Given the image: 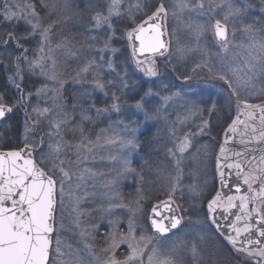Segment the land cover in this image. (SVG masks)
<instances>
[{
	"label": "rangeland",
	"instance_id": "1",
	"mask_svg": "<svg viewBox=\"0 0 264 264\" xmlns=\"http://www.w3.org/2000/svg\"><path fill=\"white\" fill-rule=\"evenodd\" d=\"M145 1L148 0H122L120 15L111 18L112 28L107 24L96 27L93 19V35L101 36L104 43L90 51L89 64L86 62L71 67V63L66 65V62L80 57L85 59V52L80 47L69 50L65 49L64 44L55 41L51 25L46 24L36 8L37 16H27L33 24H39L33 32L24 18V13L31 11L25 5L33 4L29 0H7L12 6L10 11L16 13L11 20L5 19V0H0V20L25 29L22 37L37 40V45L22 50L9 64L5 63L4 71L8 85L14 90L24 80L31 83V91L25 94L21 92L20 101L16 103L24 118L22 141L35 148L37 161L56 181L55 231L50 264H106L113 255L123 262L129 253L128 240L124 238L128 237L130 220L137 238L151 237L147 247L144 246L145 242H140V247L144 248L143 264H148V256L153 248L159 249L162 255H172L177 264H200L202 258L198 246L202 248L203 244L216 254L219 253L220 258L227 262L264 264V256L259 255L260 251L238 250L230 245L215 230L206 212V203L214 192L212 189L214 185L217 187L216 155L220 146L217 148L216 144L214 147L208 142V117L214 100L218 95L229 98L233 118L244 107L243 103L238 105L239 101L264 105V73L260 71L264 64V51L260 48L264 44V27L255 29L258 23L264 21V0H156L153 12L161 2L168 10V52L139 65L130 56L134 68L147 84L146 97L139 101L142 108H137V103L120 104L116 100L109 103L105 99L104 87H96L94 76L87 78V71L83 69L87 67L88 71H94L89 69L106 61V56L111 59L121 50V47L114 48L109 42L112 39L127 40V33L133 27H124L133 25L135 18L145 14ZM110 4L111 0H105L100 13L107 15ZM138 4L140 7H137ZM229 5L232 9L239 8L242 11L238 15L228 16L225 21L224 17L230 11ZM217 20L227 25V50L215 38L213 27ZM249 25L251 31L246 30ZM45 29H48L47 40L42 36ZM106 41L108 47H105ZM208 42H212V50L205 52ZM191 56H196L200 62L195 70L188 72L185 76L187 79H175L171 74L173 80L170 85L160 80L162 71L170 72L167 63L171 58ZM245 61L255 65L253 86L239 88L238 95H234L225 80L219 77L227 75L235 87L236 77L232 75L231 69H243V76L247 72ZM209 62L215 67L214 75L208 73L209 69L212 70L206 64ZM153 65L157 75L149 76L145 70ZM111 68L114 69V65ZM111 68L106 67L105 70ZM212 95L213 99L205 111L200 103ZM70 97L79 100L70 106ZM84 97L86 100L81 99ZM165 97L169 99L165 100ZM146 102L149 105H144ZM113 103L119 106L118 112L112 110ZM45 109L48 111L45 112ZM97 109L108 110L98 114ZM127 110L133 111L135 115L126 121L124 112ZM77 111L85 114L83 120L88 118L94 122L95 128L74 130L69 122ZM154 120L163 121L167 128L161 152L164 162L156 156L150 167L145 166L147 162H142L145 175L135 174L139 184L133 190L130 165L138 160L140 154L139 133ZM56 123H60L59 130L55 127ZM98 125L101 129L103 125L108 127L98 130ZM185 138L188 147L181 153L179 145ZM128 139H134L137 146L133 148L127 145ZM57 146L58 153L54 151ZM61 168L68 173V177L63 176ZM160 189L165 192L164 198L171 195L178 203L185 225L165 236H157L150 230L147 223L149 208L144 207L146 198L155 196ZM131 190L132 193H129ZM259 206L264 212L262 200ZM190 223L194 225L193 228ZM57 238L63 255H57L55 251ZM113 238L119 247L105 251L111 249ZM122 239L124 242L121 243ZM193 246L197 250L195 257Z\"/></svg>",
	"mask_w": 264,
	"mask_h": 264
},
{
	"label": "snow or ice",
	"instance_id": "2",
	"mask_svg": "<svg viewBox=\"0 0 264 264\" xmlns=\"http://www.w3.org/2000/svg\"><path fill=\"white\" fill-rule=\"evenodd\" d=\"M122 3V0H111V4L108 8V14L104 15L103 13L97 12L93 19L95 21L96 27H101L102 25L107 24L109 28H112L111 18L113 15L119 16V8ZM203 7V4L200 5ZM12 6L5 0L3 5V15L5 19L11 20L16 16L15 12L10 11ZM15 7L19 8L20 5ZM27 9H30V13H24V18L28 24L31 25L33 32L39 27V24H33L31 20L27 19V16H37L34 4L25 5ZM137 7H140L138 4ZM230 11L224 17V20L227 21L228 16L238 15L242 9L236 8L232 9L229 5ZM168 14V10L165 8L164 4L161 2L156 10L148 16L147 20L143 23L137 25L129 33L131 38L135 34V39L139 41V49H135L133 55L135 56L138 51L140 54L151 53L155 54L161 52V50L167 51V44L162 39L164 35L162 31L161 19L165 18ZM147 24V27H145ZM215 36L218 38L219 43L221 44L224 50H227L228 40H227V25L221 24L220 20L215 22ZM246 30L251 31V25L246 26ZM48 29H45L42 33L43 39L47 40ZM26 38V37H22ZM8 39H13V34H8ZM7 43L8 41H4ZM105 47H108V42H105ZM262 51H264V44L260 45ZM43 48H41V51ZM116 51L115 49H112ZM162 54V53H161ZM258 59V58H254ZM137 65L141 61H136ZM247 66V72H244V75H241L243 69L234 68L231 69L232 75L236 77V86L233 87V81L228 78L227 75H220V79L225 80L228 84V87L232 90L234 95H238L239 88H249L252 85L253 76L255 75V65L245 61ZM199 66V65H198ZM109 67L112 65L109 63ZM83 71H88V68L85 67ZM146 74L149 76L157 75L155 66L147 68ZM211 71V69H209ZM260 71L264 73V64L261 65ZM249 73H252L251 75ZM187 79V77H185ZM96 87L103 88L104 85L100 81H94ZM19 88V85H17ZM179 93H177L178 95ZM114 99H118L113 94ZM165 100L169 97H165ZM243 103L247 108L259 107L257 105L248 104L246 100L239 101ZM137 108H142V104L138 101L136 104ZM112 110L119 111V106L116 103H113L111 106ZM108 109H97L99 114L101 111H107ZM11 108L5 107L3 104H0V118L4 117L6 112H11ZM48 111L47 109L44 110ZM262 114H264V107L260 108ZM251 115V114H250ZM261 119L264 120V115L261 116ZM236 121H233L235 124ZM55 127L57 130L60 128V123H56ZM27 131V125H26ZM83 131V129H81ZM41 143L43 141L41 140ZM127 145L135 148L136 142L134 139H128L126 141ZM28 151L25 155V150L20 151H9V152H0V264H50V249L52 246L51 234L55 231L54 228V211L56 205L55 199V188L56 181L53 179L52 175H49L48 172L41 168L36 161L32 158V149L25 146ZM51 148L52 146L49 145ZM188 147L187 139L179 145V151L183 153ZM54 151L59 152V146H57ZM61 164L63 161L60 162ZM127 163V161H126ZM55 167V165H54ZM231 167V165H229ZM64 177H68V173L65 172L62 168L60 169ZM223 178V173H221ZM244 183L248 184L249 190L251 191L252 186L249 183L248 178L246 177ZM61 197H63V181H61ZM175 191V188L172 190ZM239 191V188H237ZM219 196V193L217 194ZM261 200L264 201V187L261 188L259 193ZM231 202L237 197H229ZM238 199L241 201L240 208L246 212L247 216H251V212H247V202L250 199L248 196H240ZM255 199V197H252ZM171 200V195L169 196ZM61 199V203H62ZM216 204V200L209 202V210H213V205ZM165 210L172 211L169 202H163ZM231 207H236L235 204H231ZM177 208L180 206L177 205ZM155 217L151 221L152 227L156 232L160 234L168 233L171 229H176L178 225L181 224L183 217L178 215H173L171 217H164L160 211L154 206L152 209ZM257 212L259 219L257 223L264 221V212H261L260 209H254ZM165 219L168 220V223L165 224ZM241 216H237L236 220H241ZM215 224L216 221L213 220ZM219 228V225L217 224ZM233 227L236 231L237 236L240 234V229ZM251 225L245 222V227L243 231L247 232L250 230ZM260 236L264 237V227L258 229ZM128 240L129 253L126 256L123 262L115 259L113 255L111 259L106 261V264H143V253L144 248L140 247V242H145L144 246L147 247V244L151 242V237L145 238L140 236L137 238L133 230V222L129 221V232L128 237L124 238ZM122 239L120 242H124ZM229 241L235 245L236 240L233 237L228 238ZM253 243V241H249ZM259 243V241H255ZM90 247V246H89ZM119 247V243L116 242L113 238L111 249H105V251L114 250ZM239 250V249H238ZM55 251L57 255H63L60 250V240H56ZM196 248L193 246L192 253L193 257L196 256ZM259 255L264 256V250L259 252ZM148 264H177L176 260L172 255H162L160 250L153 248L152 252L148 256Z\"/></svg>",
	"mask_w": 264,
	"mask_h": 264
},
{
	"label": "trees",
	"instance_id": "3",
	"mask_svg": "<svg viewBox=\"0 0 264 264\" xmlns=\"http://www.w3.org/2000/svg\"><path fill=\"white\" fill-rule=\"evenodd\" d=\"M29 1L35 5V8L43 17V20L46 22V24L49 26L51 25V33L55 35V41L64 44L65 49L67 48L70 50L71 48L75 49L76 47H80V49L85 52V59L82 60L80 57V59H75V61L70 60L66 62V65H68L69 62L71 63L69 64L71 67L74 66V64L80 65L81 63L86 62L89 64L88 56L90 51L95 47H101L104 43L103 39L100 38L101 36L98 37L93 35L95 34V30H93L91 26L93 23V16L97 12H101L103 10L102 7L103 3H105V0ZM62 4H64V7ZM155 5L156 0L145 1V14L135 18L133 25H129L124 28L128 29L136 26L140 21L152 14ZM65 8H67V10L63 11ZM262 23H264V21L258 23L255 26V29H257V27L263 28L264 24ZM24 32L25 29L22 30L19 26H13L12 24L2 22L0 20V52H2L0 55L2 60V64H0V101L9 105L12 109L9 115L0 122V149H16L23 145L22 126L24 118L20 107L17 106L16 103L18 104L20 101L21 92L25 94L31 91V83H27L24 80V83L22 82L18 89L14 90L11 88L6 80L4 64H9L12 59L22 50L26 48L30 49L32 46L37 45V40L35 38L22 39V35L25 34ZM9 33L13 34V39L11 40L8 39ZM6 40L8 41L7 43L4 42ZM109 44L114 48L121 47V50L112 56L111 59L107 58L106 56V61L100 63L99 65L97 64V66L94 65V68H92V66L89 70L92 69L94 71H87V78H89L90 75H93L94 80H98L104 85L103 91L105 92L104 95H106L105 99L109 103L114 100L118 101L120 104H133L141 101L146 97L147 84L142 79L140 73L136 71L130 60L127 40L124 38L120 40L112 39ZM207 46L208 48L205 49V52L212 50V42H208ZM6 57H8V62L5 61V59H7ZM109 61L112 66L114 65V69L111 68V70L106 71V67H109ZM198 62L200 61L199 59L196 60V56L195 58L192 56L191 58L181 59L171 58L167 63L169 67L168 70L170 72L162 71L160 80L166 82L167 85H170L173 80L171 74H173L174 78L176 77L183 79L188 74V72L193 71L198 67ZM211 63H206L208 66H210V68H212V70L208 73L214 75L213 71H215V67ZM202 68H204V66H202ZM151 81L155 80L151 79ZM113 94L118 99H114ZM213 96L214 95L208 96L205 98L206 100H203V102L200 103L205 107V111L207 110L208 103L213 99ZM99 98L100 96H98L97 99ZM70 99V106H72V103H77L79 100H73L72 97H70ZM81 99L86 100L85 97ZM144 105L149 104L146 102ZM210 112L211 113L208 117V142L210 145L214 144V147L216 144L217 147L220 145L221 137L225 128L233 120V109L229 102V98L223 95H218L214 100L213 109ZM84 115L85 114H79L78 111L74 112V117L72 118V121L69 122L74 130L80 131L81 129L88 130V128H95L94 122H90V119L88 120L87 118V120H83ZM133 115H135V113L131 110L124 112L126 121L128 119L131 120ZM105 127L108 126L103 125L102 129ZM97 129L102 130L99 125ZM166 131L167 128L164 126L163 121L154 120L152 123L148 124L144 131L139 133L138 151L140 154L138 160H134L130 165L132 173L130 174V177H133L134 179V185L132 186L133 190L139 184L137 179L138 177L137 175L135 176V174L139 173V176L140 174H142V176L145 175L142 162H147L145 163V166L150 167L152 166L151 162L155 156L158 160H162L164 162L163 158L161 157V152L164 149L162 145H164L163 140ZM166 166L169 168L168 164ZM215 188L216 185H214L212 189V191H214L213 194L215 193ZM133 190L129 191V193H132ZM164 194L165 192H163V189L158 190V193L155 196L151 198L148 197V199L146 198L144 207L150 208L153 203L159 201L161 198H164ZM189 217L193 219L191 216ZM189 225H191L192 228L194 227L192 223ZM202 243L200 245H202ZM200 247L201 246H198V250H201L200 256L202 258L199 262L200 264H234L232 260H228V262L224 261L223 258H220L221 255H219V253L216 254V252H213V250H209V246L204 247L203 244L202 248Z\"/></svg>",
	"mask_w": 264,
	"mask_h": 264
},
{
	"label": "water",
	"instance_id": "4",
	"mask_svg": "<svg viewBox=\"0 0 264 264\" xmlns=\"http://www.w3.org/2000/svg\"><path fill=\"white\" fill-rule=\"evenodd\" d=\"M147 18L139 24L146 21ZM160 22L163 26L162 31L164 33L162 39L167 44V51L161 50V52H157L155 54H140L137 51L134 56V50L139 49V41L135 39V34H133L131 38L129 37L128 33L132 29L127 33L130 55L135 64H137V60L141 61V63L150 62L154 57L163 56L168 52L169 42L166 17L162 18ZM145 27H147V24H145ZM213 31L215 32L214 27ZM215 38L218 41L216 36ZM3 105L10 108L6 104ZM257 106L259 107L247 108L244 106L240 108L234 119L225 128L216 155V191L206 203V212L215 230L233 247L244 251L264 250V237L260 236L258 231V229L264 227V221L257 223L259 217L257 212L254 211V209L261 210L259 206V201H261L259 193L261 188L264 187V120L261 119V116L264 114L260 111V108L264 107V105ZM9 113L10 112H6L5 116L0 118V122L8 116ZM233 121H236V123L233 124ZM26 145L27 144L22 145L16 149H0V152L20 151L24 149V154L26 155L28 151L25 147ZM28 147L32 149L31 155L36 161L34 148L30 145H28ZM229 165H231V167H229ZM221 173H223V178L221 177ZM246 177L252 186L251 191L249 190L248 184L244 183ZM237 188H239V191H237ZM218 193L219 196L217 195ZM240 196H248L250 198L247 202V212H251V216H247L246 212L240 208L241 201L238 199ZM229 197H237V199H233L230 202L228 199ZM252 197H255V199H252ZM214 199L216 200V204L213 205V210L210 211L208 205L209 202ZM163 202H169L172 211L165 210ZM231 204H235L236 207H231ZM177 205L178 203L173 197H171V200H169V197H165L150 207L147 221L152 232L156 235L163 236L178 230L183 225L184 217L181 208H177ZM154 206L164 217H171L173 215L182 216L183 219L181 224L178 225L176 229H171L165 234L156 232L151 224L153 218L159 219V217H155V214L152 211ZM238 215L242 217L241 220H236ZM213 220L216 221L215 224L213 223ZM246 221L249 225H251L250 230L247 232L243 231ZM164 222L167 224L168 220L165 219ZM217 224L219 225V228L217 227ZM233 224L235 225V228H239L241 230L239 236H237L235 229L231 227ZM52 235L53 233L50 238H52ZM230 236L235 238V245L229 241L228 238ZM249 241H253V243L250 244ZM255 241H259V243H255Z\"/></svg>",
	"mask_w": 264,
	"mask_h": 264
}]
</instances>
